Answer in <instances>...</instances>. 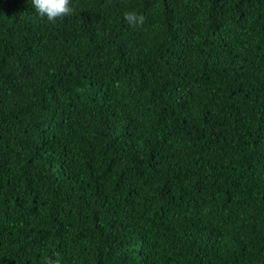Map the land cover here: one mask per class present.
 <instances>
[{
	"label": "trees",
	"instance_id": "obj_1",
	"mask_svg": "<svg viewBox=\"0 0 264 264\" xmlns=\"http://www.w3.org/2000/svg\"><path fill=\"white\" fill-rule=\"evenodd\" d=\"M70 7L0 0V264H264V0Z\"/></svg>",
	"mask_w": 264,
	"mask_h": 264
},
{
	"label": "clouds",
	"instance_id": "obj_2",
	"mask_svg": "<svg viewBox=\"0 0 264 264\" xmlns=\"http://www.w3.org/2000/svg\"><path fill=\"white\" fill-rule=\"evenodd\" d=\"M31 5L39 16L46 17L50 22H55L57 18L67 17L74 11L70 7V0H31ZM125 19L131 26H140L144 22L143 16H138L133 12L126 13ZM59 255L56 253L49 257L46 264H61Z\"/></svg>",
	"mask_w": 264,
	"mask_h": 264
}]
</instances>
